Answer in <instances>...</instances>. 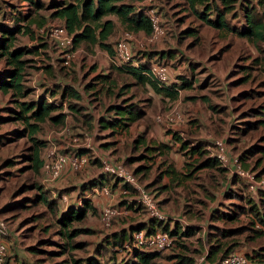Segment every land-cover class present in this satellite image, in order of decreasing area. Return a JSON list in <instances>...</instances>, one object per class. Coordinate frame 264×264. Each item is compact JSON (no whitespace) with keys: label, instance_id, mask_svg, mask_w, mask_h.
Here are the masks:
<instances>
[{"label":"rangeland","instance_id":"1","mask_svg":"<svg viewBox=\"0 0 264 264\" xmlns=\"http://www.w3.org/2000/svg\"><path fill=\"white\" fill-rule=\"evenodd\" d=\"M38 2L42 4L39 7L27 0H0V21L12 23V16L22 13L24 16L19 23L28 24L32 30L23 32V28L16 33V45L31 47L44 42L46 36L51 40L47 35V28L61 24L60 19L50 16V0ZM136 4L145 8L153 6L162 8L164 17L160 23L162 35L157 39L151 40L150 34L146 35L143 32L132 33L133 62L139 60L145 50L173 49L172 58L160 59L169 66L170 83L178 82L179 77L187 76L191 78V87L181 89L175 100L161 98L147 87L136 83L132 76L115 70L109 54L97 46L89 49L86 45H80L66 62L63 50L52 44L39 47L38 52L25 53L23 58L27 61L24 84L30 92L21 99H34L48 87L57 88L63 84H70L82 93V100L75 102L88 105L89 108L85 109V112L95 108L94 114L97 116L103 113L108 103L120 102L122 97L117 99L114 94L119 92L120 87L125 86L123 96L138 102L146 110L145 116L133 123L126 133L116 134L111 138L116 142L115 145L106 148L100 145L106 140L108 130L86 128L80 117H76L64 102L62 111L66 114L65 122L55 125L46 120L40 124V130L33 135L45 142L40 156L45 159L46 150L49 148L71 154L86 143V135L91 143L97 146L99 151L110 156L113 162L122 163L127 169L134 170L140 163L132 158L143 152L141 146H135V139L138 136H146L149 144L167 143L169 148L164 153L156 154L153 159H145V163L152 165L150 171L146 174H137L136 177L141 183L150 184L149 188L155 194L159 209L170 220V228L174 222H178L180 227L186 224L194 225L196 231L180 239L186 248L174 242L167 249L159 251V255L152 259V264H173V259H169L168 255L173 253L193 255L194 251H197L194 255L196 264H209L211 262L206 260L205 256L209 244H212L215 238L225 243L237 241L239 243L235 250L250 252L252 248L264 244V227L258 222L255 223L254 227L261 229L263 234L254 238L255 233L248 229L251 227L250 213H241L238 218L230 220L217 218L215 211H212L213 209L228 211L236 208L235 204H245L232 195H223L232 174L230 169L225 172L205 166L193 171V176L189 179L177 183L171 182L168 176L161 175L159 166L166 160L175 168L184 171L187 163L198 158V155L189 157L185 150H181L179 145L174 143L172 134L167 132L168 129L178 131L183 139L204 148L203 157L215 155V139L225 140L227 150L233 157L258 140L263 130L260 127L249 129L245 133L239 132L244 127L245 120L249 119L244 116V112L264 99V62L254 61V58L261 60L264 55V41L255 45L234 33L223 32L219 35L218 31L195 19L185 8L182 0H138ZM39 18L44 20L42 27L35 21ZM190 26L199 31L196 34L198 39L183 33V30ZM124 31L121 25L116 26L110 38L112 46ZM189 62L194 63L193 67ZM49 65L51 70L48 72L46 69ZM2 66L0 60V67ZM103 73L110 75L113 84L93 79L95 75ZM92 81L97 82L95 87V90H99L97 95H94V89H83L86 83ZM250 90H253L251 97L246 95ZM173 105L177 115L172 113L171 126L166 125L165 119L157 122L155 116L164 117ZM14 107L10 93L0 91V116L6 118L0 121V216L11 232L8 237L11 243L4 258L6 264H60L71 256L83 258L94 256L102 264H108L111 262V250L104 248L103 245L97 248L96 244H103L101 242L104 235L111 231L130 222L144 221L147 218L146 213L142 209L137 211L126 207L125 202L132 198L130 194L123 192L121 185L120 187L119 184L113 185L114 180L111 176L106 182L109 187L108 195L87 191L96 210H89L82 220L72 223L73 227L91 228L90 233H80L74 238L75 241L83 240L86 245L58 253L59 244L64 241L55 233L58 226L54 223V212L42 202L32 199L36 192L32 184L36 182L42 185L49 197L57 196L59 208H63L67 203L80 205L82 197H86V192L80 194V183L102 172L101 164L92 161L94 156L88 153L89 162L82 168L65 169L53 182L45 181L43 170L36 172L30 166L31 162L27 156L32 152L33 142L28 134L21 133L24 123L13 118L14 113L11 109ZM64 126L70 131H66ZM76 136L80 137L77 142L73 139ZM258 156L255 155L248 160L252 167H256L254 164ZM262 165L264 166V158L261 159L257 172ZM259 180L264 181V174ZM166 185L169 189L164 190L163 187ZM230 187L233 192L241 194L250 192L248 188L245 189L238 183ZM63 196L66 197L65 202ZM120 200L125 202L118 204ZM107 204L117 205L119 209L117 216L111 219L109 225H105L99 217L100 208ZM47 226L49 229L45 231L44 227ZM236 227L243 229L221 236L220 231ZM45 239H51L53 242L44 241ZM32 247H37V250Z\"/></svg>","mask_w":264,"mask_h":264},{"label":"trees","instance_id":"2","mask_svg":"<svg viewBox=\"0 0 264 264\" xmlns=\"http://www.w3.org/2000/svg\"><path fill=\"white\" fill-rule=\"evenodd\" d=\"M27 1H30L38 7L39 5H42L38 0ZM137 1L138 0H50V16L52 18L60 19V25H63L71 35L73 50L77 49L82 44L86 45L89 49L97 46L105 50L111 57L114 52V45L112 46L110 38L114 34L118 24L121 25L125 31L131 33L143 32L148 35L152 31V25L145 12V7L137 5ZM182 1L185 8L195 17V19L202 24L215 29L218 31L219 35L223 32L234 33L239 37L246 38L255 45H257L258 42L264 41V0ZM157 8L163 19V9L159 7ZM3 13L4 12H2V16ZM23 16L22 13L17 16H12V23L8 21H0V60L3 65L0 67V91L2 93H10L15 105V107L11 109L14 113L13 118L15 120L23 121L24 128L21 130V133L28 134L33 142V146L31 147L32 152L27 156L31 162L30 166L36 172H39L40 169H42L44 159L41 158L40 153L45 142L35 138L33 135L40 130V124L46 120L55 125L65 122L66 114L62 111L64 102L76 117H80L82 124L85 125L86 128L91 130L97 129L98 131L108 130L106 132L107 138L100 146L109 148L112 145H115L116 142L111 140V138L116 134H122L124 131L128 130L133 123L146 114L144 106H141L138 102L131 101L130 98L123 96L124 89L126 88L125 86L120 87L119 92L114 94L117 99L122 97L120 102L112 101L108 103L104 107L103 113H100L97 116L94 114L95 108L91 109L89 112H85L84 110L89 108L88 105H81L78 104V102H75V100H82V93L75 86L70 84H63L57 86V88L48 87L44 93L37 95L34 99H21L25 98L30 92L29 88L24 84V72L27 59L23 58V55L29 52H38L39 47H45L47 44H52L58 48L53 41L47 39L46 35L44 42H40L39 44L36 43L31 47H26V45H16V33L22 31L23 28V32L32 31L28 24L25 25L19 23ZM232 20H235V22H232ZM35 21L39 27L44 25L43 18H39ZM198 32L199 31L192 26L183 30V33L194 36L195 39H198V36L196 35ZM173 56V49H150L142 52L141 58L134 63L121 64L118 66L112 63V66L118 72L132 76L136 83L149 87L157 96L164 99L175 100L178 98L181 89L191 87V78L182 76L179 77L180 81L178 82L172 81L169 84L161 85L148 72V65L152 61L167 65L166 62L161 60L172 58ZM257 60L264 62V55L261 57V60L260 58H254V61ZM193 64V62H189L191 67H193ZM46 70L49 72L51 66L49 65ZM93 79L113 84V80H111L110 75L108 74H97ZM96 83L97 82L95 81L86 83L83 86V89L95 90ZM58 91L59 93L57 96ZM252 91L253 90H250L246 95L251 97ZM107 92L108 90L106 93ZM47 94L49 98L47 97ZM97 94H99V90H95L94 95ZM211 108H213V106H211ZM244 113V116L249 119L245 120L244 127L240 129L239 133H245L249 129H258L259 127L263 130L260 132L258 140L237 155V159L243 169H248L255 174L257 179H260L264 174V166L262 165L258 172L256 170L261 163V159L264 158V99L256 106L248 108ZM4 119L6 118L0 116V121ZM167 132L172 134L174 143L178 144L181 150H185L189 157L198 155V158L194 162L186 164L187 167L184 171L175 168L171 163H167L166 160H164L163 164L159 166V169L161 175L168 176L171 179V182L176 181L177 183H181L192 177L193 171L205 166L213 167L220 171H229L227 167H224L219 163L216 156L208 155L203 157L205 153L204 148L198 147L192 142L183 139L178 131H171L168 129ZM96 135L100 136V134ZM135 143L136 147L141 146L143 150V152L132 158L135 160L137 159L140 163L134 168V170H131L135 176L140 173L146 174L150 171L152 165L145 163V159H153L156 154L164 153V151L169 148V144L164 142L149 144L148 139H146V136L144 135L138 136L135 139ZM95 147L97 148V146ZM76 153L92 154V152L88 148H85V146H79L76 148ZM255 155L259 156L256 158L254 164L256 167H252L251 162H248V160ZM93 158L92 161L100 162L98 158ZM88 159L90 158L88 157ZM65 169L71 168L66 166L61 173ZM42 174L44 175L43 172ZM111 176L112 175L100 172L97 176L81 182L79 185V189L81 190L80 194L86 192V197H82L80 205L67 203L63 208H59L57 196L49 197L47 190L44 189L42 185L36 182L32 184L33 189L36 191L32 199L36 202H42L54 212V223L58 226L55 233L64 241L59 244L60 250H58V253H65L67 249L81 248L86 245V242L83 240L75 241L74 238L80 233H90L92 231L91 228L73 227L72 223L74 221L82 220L89 210H96L91 201V196L87 194V191L92 190L94 187L102 186L110 180ZM112 178L114 180L113 185L116 186L120 183L121 188L126 189V194H130V198H132L126 202L120 200L118 204L125 202L128 209H135L137 211L142 209L146 213L147 218L144 221L130 222L126 226H122L119 229L109 232L104 235L101 242L103 244H96L97 248H101V245H103L104 248L111 250V262L108 264H152V259L159 255V251H163H147L142 249H133L132 251L127 250L124 247V244L130 239L132 231L136 229H145L147 233L157 229L167 230L172 236H174L173 243L175 242L177 245L186 248L185 244L182 243L180 239L195 233L196 227L194 225L186 224L184 227H180V224H177L178 222H174L173 227L170 228V220L166 216L165 219H158L149 216L144 205L137 200V191L130 184L122 182L120 178L114 176H112ZM137 180L139 181V178H137ZM229 182L228 186L223 191V195H232L245 204H235L236 208H232L228 211L213 209L212 211H215V217L234 220L238 218L241 213H250L251 217L249 220L251 227L248 229L255 233L253 234L254 238L261 236L263 234L262 230L255 228L254 226L255 223L258 222L264 227V188L259 187L254 191L249 190L250 194H241L240 192H233L230 185L238 183L241 187L246 189L248 188L246 182L244 183L241 181L239 177L233 173L230 175ZM141 184L145 189L152 192L155 197L154 192L149 188L150 184ZM163 189L167 190L169 189V186L166 185ZM48 229L49 226L44 227L45 231H48ZM242 229L243 227H236L234 229L222 230L220 231V234L224 237L227 233L232 234L234 232H240ZM214 240L215 241L212 244H209L208 253L205 256L206 260L211 262L209 264H214L219 259L227 256L230 252L235 250V247L239 243L233 240L227 243L220 242L218 238H215ZM44 241L53 242L51 239H45ZM32 249L37 250V247H32ZM196 252L197 251H194L193 255L173 253L167 257L173 259V264H196L194 256ZM246 254L253 264H264V244L259 245L258 248H252L251 251ZM4 264H6V261ZM60 264L102 263L94 256H86L84 258L71 256L68 260H63Z\"/></svg>","mask_w":264,"mask_h":264},{"label":"built area","instance_id":"3","mask_svg":"<svg viewBox=\"0 0 264 264\" xmlns=\"http://www.w3.org/2000/svg\"><path fill=\"white\" fill-rule=\"evenodd\" d=\"M145 12L150 19L152 25V31L149 35L150 39H157L162 35V30L160 28L161 13L157 7L145 8ZM47 35L55 43V45L63 50L64 61L71 56L74 52L72 49V37L67 32L63 25H55L47 28ZM132 33L129 31H124L122 35L117 39L114 44V52L110 57V60L115 65L134 63L133 62V50L131 49ZM149 74L155 78L161 85L169 84V70L168 66L152 61L148 65ZM176 114L174 105L171 106V110L168 114L161 116L156 115L155 119L157 122H162L164 119L167 126H171L173 115ZM66 131H70L69 128L64 126ZM77 142L80 137L76 136L73 138ZM86 143L83 145L88 148L94 157L98 158L101 164V170L105 174L112 175L114 177L120 178L122 182L130 184L137 191V200L140 201L147 214L151 217H156L158 219H165V215L158 208L157 201L152 192L144 188V186L137 180L136 176L131 170L127 169L122 163L113 162L112 159L99 151L93 143L85 135ZM214 145L216 148L215 155L217 160L221 165L230 169L233 174H237L246 181L248 189L254 191L257 188H264V181L256 178L255 174L249 170L243 169L239 163L237 156L233 157L229 154L226 146V142L223 139H215ZM69 154L68 152H59L56 148H49L46 150L45 159L43 160L42 170L44 172V180L51 182L56 179L65 166H69L71 169H80L88 163V154L81 153L78 154L76 151ZM93 193L99 194H109L108 183H104L100 187H94L91 190ZM126 193V189H123ZM90 195L89 193H87ZM66 201V197L63 196V202ZM119 209L116 205L107 204L102 207L99 213L101 221L105 225H109L111 219L117 215ZM10 228L5 222V220L0 216V264H4L5 255L8 251L10 245ZM174 236H172L167 230L157 229L152 232H146L145 229L133 230L128 242L124 244V247L132 251L133 249H142L147 251L164 250L173 244ZM204 256H202L203 258ZM214 264H253L248 258L246 252H241L238 250H233L227 256L219 259Z\"/></svg>","mask_w":264,"mask_h":264},{"label":"crops","instance_id":"4","mask_svg":"<svg viewBox=\"0 0 264 264\" xmlns=\"http://www.w3.org/2000/svg\"><path fill=\"white\" fill-rule=\"evenodd\" d=\"M145 87H146V86H145ZM147 88H148L149 90H151L149 87H147ZM182 90H183V89H182ZM151 92H153V91L151 90ZM154 94H155V93H154ZM145 112H146V111H145ZM144 116H145V115H144ZM130 128H131V126L129 127V129H130ZM129 129H128V130H129ZM128 130L124 131L123 133H126ZM118 184H119V187H120V183H118ZM118 184H117V185H118ZM116 206H117V205H116ZM117 207H118V206H117Z\"/></svg>","mask_w":264,"mask_h":264}]
</instances>
